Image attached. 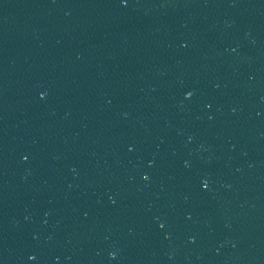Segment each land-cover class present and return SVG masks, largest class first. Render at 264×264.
Returning a JSON list of instances; mask_svg holds the SVG:
<instances>
[{"label": "water", "instance_id": "obj_1", "mask_svg": "<svg viewBox=\"0 0 264 264\" xmlns=\"http://www.w3.org/2000/svg\"><path fill=\"white\" fill-rule=\"evenodd\" d=\"M0 264H264V0H0Z\"/></svg>", "mask_w": 264, "mask_h": 264}, {"label": "snow or ice", "instance_id": "obj_2", "mask_svg": "<svg viewBox=\"0 0 264 264\" xmlns=\"http://www.w3.org/2000/svg\"><path fill=\"white\" fill-rule=\"evenodd\" d=\"M145 179H147V177H145ZM206 186V185H205ZM30 259H32V257H30Z\"/></svg>", "mask_w": 264, "mask_h": 264}]
</instances>
